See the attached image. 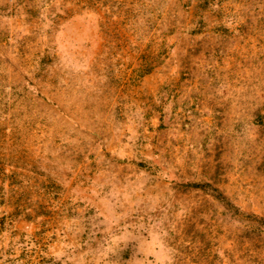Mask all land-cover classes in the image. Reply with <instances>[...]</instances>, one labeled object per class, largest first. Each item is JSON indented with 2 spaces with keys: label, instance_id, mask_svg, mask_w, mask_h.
Instances as JSON below:
<instances>
[{
  "label": "rangeland",
  "instance_id": "1",
  "mask_svg": "<svg viewBox=\"0 0 264 264\" xmlns=\"http://www.w3.org/2000/svg\"><path fill=\"white\" fill-rule=\"evenodd\" d=\"M0 264H264V0H0Z\"/></svg>",
  "mask_w": 264,
  "mask_h": 264
}]
</instances>
